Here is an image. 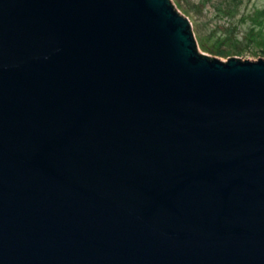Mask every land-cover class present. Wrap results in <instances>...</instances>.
Segmentation results:
<instances>
[{
	"label": "water",
	"instance_id": "1",
	"mask_svg": "<svg viewBox=\"0 0 264 264\" xmlns=\"http://www.w3.org/2000/svg\"><path fill=\"white\" fill-rule=\"evenodd\" d=\"M0 264H264V59L170 0H0Z\"/></svg>",
	"mask_w": 264,
	"mask_h": 264
},
{
	"label": "rangeland",
	"instance_id": "2",
	"mask_svg": "<svg viewBox=\"0 0 264 264\" xmlns=\"http://www.w3.org/2000/svg\"><path fill=\"white\" fill-rule=\"evenodd\" d=\"M170 2L190 21L201 54L224 62L232 57L248 61L264 59V0Z\"/></svg>",
	"mask_w": 264,
	"mask_h": 264
},
{
	"label": "trees",
	"instance_id": "3",
	"mask_svg": "<svg viewBox=\"0 0 264 264\" xmlns=\"http://www.w3.org/2000/svg\"><path fill=\"white\" fill-rule=\"evenodd\" d=\"M261 13L259 12V14L258 15H260ZM258 22V21H257ZM262 46H263V48H264V43L262 44Z\"/></svg>",
	"mask_w": 264,
	"mask_h": 264
}]
</instances>
